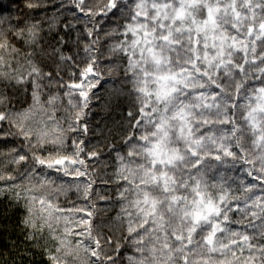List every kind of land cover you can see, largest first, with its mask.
I'll use <instances>...</instances> for the list:
<instances>
[{
  "label": "snow or ice",
  "instance_id": "snow-or-ice-1",
  "mask_svg": "<svg viewBox=\"0 0 264 264\" xmlns=\"http://www.w3.org/2000/svg\"><path fill=\"white\" fill-rule=\"evenodd\" d=\"M69 2L91 25L81 63L78 53L63 51L74 25L65 24L53 46L40 21L17 18L4 27L0 16V141L12 145L6 155L18 166L15 174L0 173V197L22 211L21 243L50 240V264H69V256L73 264H120L122 241L135 253L128 264H264V0H104L99 8ZM106 21L117 26L104 36L120 37L107 58L123 61L108 70L122 72L113 98L127 85L136 105L124 113L128 151L116 153L120 210L111 235L93 224L94 209L60 203L72 187L88 199L95 183L63 177L88 176L84 157L98 156L83 146L89 129L81 121L104 79L95 53ZM80 40L77 33L71 42ZM45 55L54 71L38 62ZM61 65L72 69L70 82ZM53 85L65 89L75 110L66 126L48 111L59 98L45 93ZM238 164L241 176L219 171L208 179L211 169L236 171ZM227 180H239L237 189Z\"/></svg>",
  "mask_w": 264,
  "mask_h": 264
},
{
  "label": "trees",
  "instance_id": "trees-1",
  "mask_svg": "<svg viewBox=\"0 0 264 264\" xmlns=\"http://www.w3.org/2000/svg\"><path fill=\"white\" fill-rule=\"evenodd\" d=\"M29 0H0V4L4 7L0 8V16L6 18L4 27H7L9 23L16 24L17 18L27 19L30 22L40 21L44 29L42 35L45 37V41L56 46V39L58 36H65L66 30L65 24L74 25V30L68 34L65 38L70 37L69 44L65 45L63 51L65 54L74 55V59L77 63H81L85 57L84 45L91 39L86 35V26L91 27L88 24V17L79 12L69 0H31V2L39 4V7L28 8L26 5ZM104 0H85L86 7L99 8L102 7ZM61 4L64 6L61 7ZM75 12L74 16L72 13ZM99 19V17H96ZM122 23V21H121ZM52 28L49 29V25ZM117 25L114 21H106L103 25V31L100 34V44L96 45L99 48V52L95 53L100 57L99 63L104 71V79L101 80L97 88L92 91L97 93V96L93 98L89 109L86 111L88 115L81 121V123L87 122L88 132L86 135H82L84 139L86 152L97 151L98 156L92 159H87L88 176L85 177H63V180L69 183H87L89 178L95 181L92 186V194L88 199H84L81 191H77L75 187H72L66 196L60 197V203L66 208L73 206L84 207L85 205L94 209L93 212V224L99 226V230L105 235H111L110 229L114 228L112 221L116 217V214L120 210V204L117 198V190L120 185L116 183V172L119 167V161L116 158V153L119 151L121 154H125L128 151V146L124 144V139L127 135V122L124 120V113L129 109L135 111L136 105L134 97L127 94L128 86L124 85V93H122L118 99H114L113 89L121 86V73L113 71L109 74V68H113L116 64H123V61L119 57H113L108 59L107 48L110 44L119 40L118 35L105 37L104 32H110ZM77 33L81 34V40L78 46L74 45L71 41L75 39ZM46 51H51L47 48ZM38 62L42 64L45 71H54L55 66L47 56H38ZM72 71L70 67L61 65L60 75L65 82H70L69 72ZM224 82V81H222ZM65 89H58L55 85L49 90L45 89V93H51L58 95L59 98L55 102L54 108H49L48 111L54 113L55 119L59 120L61 124H65V120L75 115V110L68 104V97L64 96ZM23 99V97H22ZM74 102L76 98L74 97ZM31 102L30 96L28 97V103ZM27 104L17 107H26ZM66 126V124H65ZM76 136V133H71L67 142V151H72L71 137ZM19 146V142H17ZM12 147L9 144L5 147L3 141H0V173H13V170L18 166L9 162L10 157L6 155L7 149ZM46 154V153H45ZM83 156V154H82ZM213 164L216 162L213 161ZM258 166V162H257ZM243 167H249L244 165ZM236 171H228L226 169H211L208 172V179L210 181L219 178V171H224L226 177H239L242 175L241 166L237 165ZM53 175H57L53 173ZM243 178L246 182L252 181L251 177L243 174ZM227 183L232 184L233 190L237 189L239 180L233 183L232 180H227ZM3 182H0L2 185ZM239 195V192L236 193ZM22 211L12 206L7 196L0 197V264H50L48 259L46 248L53 247L52 242L49 240L47 244L41 241L39 245L33 246L31 244H22L23 237L20 232V219ZM233 218H237L233 214ZM235 227V226H234ZM117 235L119 233L117 232ZM47 236V233H45ZM17 243V248H13V242ZM123 247L120 251V264H128L126 257L128 255H134V250L130 243L122 241ZM80 257L84 258L83 252L80 253ZM69 264H73V257H68ZM75 264H79V260L75 261Z\"/></svg>",
  "mask_w": 264,
  "mask_h": 264
}]
</instances>
